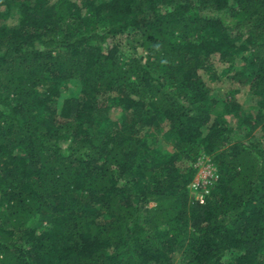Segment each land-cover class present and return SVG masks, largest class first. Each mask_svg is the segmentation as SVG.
<instances>
[{
	"label": "trees",
	"instance_id": "16d2710c",
	"mask_svg": "<svg viewBox=\"0 0 264 264\" xmlns=\"http://www.w3.org/2000/svg\"><path fill=\"white\" fill-rule=\"evenodd\" d=\"M217 63L259 108L206 84ZM177 250L264 264V0H0V264Z\"/></svg>",
	"mask_w": 264,
	"mask_h": 264
},
{
	"label": "rangeland",
	"instance_id": "374dc122",
	"mask_svg": "<svg viewBox=\"0 0 264 264\" xmlns=\"http://www.w3.org/2000/svg\"><path fill=\"white\" fill-rule=\"evenodd\" d=\"M77 2H81V0H74ZM242 61L239 60L238 64L235 66L234 69L242 68ZM217 74L220 76L218 79H212L209 74L205 71H201V74L203 76L204 81L206 84L213 90L218 92H225L230 95V97L236 98L239 100L242 104V108L245 110L246 113L251 112L252 110H255L260 107L261 105V97L258 95H255L254 92H250L248 90H243L240 88L239 83L235 81L232 78V74L234 71H230L228 73L221 74L223 69L225 68V65L217 63ZM191 195L193 198H195V192L191 189ZM182 256V250L176 251V258L175 263L176 264H182V261H180Z\"/></svg>",
	"mask_w": 264,
	"mask_h": 264
},
{
	"label": "built area",
	"instance_id": "2783aa9c",
	"mask_svg": "<svg viewBox=\"0 0 264 264\" xmlns=\"http://www.w3.org/2000/svg\"><path fill=\"white\" fill-rule=\"evenodd\" d=\"M197 169L195 178L190 184L191 189L195 192V200L205 203L206 196L210 189L219 179V171L209 155H202L195 163Z\"/></svg>",
	"mask_w": 264,
	"mask_h": 264
}]
</instances>
